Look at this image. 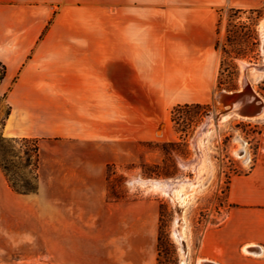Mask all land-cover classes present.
Returning <instances> with one entry per match:
<instances>
[{"label": "rangeland", "instance_id": "obj_1", "mask_svg": "<svg viewBox=\"0 0 264 264\" xmlns=\"http://www.w3.org/2000/svg\"><path fill=\"white\" fill-rule=\"evenodd\" d=\"M135 1L151 0H10L4 3V33L46 34L56 25L57 33L104 32L105 47L112 48V5ZM263 21L264 5L217 7V72L210 97L204 104L172 107L167 124L151 140L120 145L36 140L35 169L33 141L6 139L0 132V162L9 178L19 188H35L32 194L40 198L34 214L0 212V264L203 261L204 237L220 228L230 211L228 186L253 167L264 134V115L223 119L227 107L216 100L221 92L231 98L239 92L264 102V74L252 69H264ZM6 114L4 106L0 125ZM136 180H168L181 188L165 194ZM252 253L240 255L250 264H264V255Z\"/></svg>", "mask_w": 264, "mask_h": 264}, {"label": "crops", "instance_id": "obj_2", "mask_svg": "<svg viewBox=\"0 0 264 264\" xmlns=\"http://www.w3.org/2000/svg\"><path fill=\"white\" fill-rule=\"evenodd\" d=\"M6 2L0 0V110L7 109L2 137L108 145L151 140L172 107L206 103L217 72V7L264 5V0L113 3V44L106 48L104 32L57 33L54 25L46 34L4 33ZM0 179V212L34 214L39 196L14 192L1 170ZM227 202L225 222L204 237L199 255L212 264H250L242 250L264 255V134L253 167L231 180Z\"/></svg>", "mask_w": 264, "mask_h": 264}, {"label": "bare ground", "instance_id": "obj_3", "mask_svg": "<svg viewBox=\"0 0 264 264\" xmlns=\"http://www.w3.org/2000/svg\"><path fill=\"white\" fill-rule=\"evenodd\" d=\"M261 29L264 30V21L261 24ZM252 69L254 71H257V72H260V73H263L264 74V69L263 68L260 69V70H258L257 68H252ZM242 83H244V82H242ZM228 95H230V94H228ZM255 99H259V98L257 96H255V97L252 96V94H251V97L250 98H248V97L246 98L245 96H243L242 99H241V101H239L238 103H236L235 105H233V107H231V110L230 109H227L228 110L227 111V114L225 115V117L223 119H226V118L232 117V116H236V117H239L240 118L241 111H245L247 114H253V113L257 112L258 110L253 105ZM261 102L263 104V108L261 109V111H260V113L258 115V118H260L262 115H264V102H263V100ZM244 119H247V118H244ZM248 119H254L255 120V118H248ZM134 182L135 183H138V184H141V185L150 186L154 190L161 191L162 193H165V194H170V192L172 193V191H177L178 192L179 189L181 188V185H180V188L179 189L173 188V183H170V181H168V180L167 181H154V180H145L144 181V180H136ZM173 235H174V238L177 241V243H179L181 238L179 236L178 231L175 230L174 233H173ZM246 253H247V251H246ZM260 253L261 252H259V251L258 252L257 251H254V253L249 254V255H251L253 257H259L260 256ZM197 264H212V263H208V262H205V261H202L201 260Z\"/></svg>", "mask_w": 264, "mask_h": 264}, {"label": "water", "instance_id": "obj_4", "mask_svg": "<svg viewBox=\"0 0 264 264\" xmlns=\"http://www.w3.org/2000/svg\"><path fill=\"white\" fill-rule=\"evenodd\" d=\"M242 97H243L242 94L237 93L236 95H234L233 98H231V95H228V93L221 92L220 94L216 96V100L219 103H221L224 107H227V109L231 110V107H233V105L241 101ZM253 105L256 107L258 111L253 114H247L245 111H241L240 118H243V119L244 118H247V119L248 118H258V115L261 109L263 108V104L260 100L255 99ZM227 111L225 112V114H227Z\"/></svg>", "mask_w": 264, "mask_h": 264}, {"label": "trees", "instance_id": "obj_5", "mask_svg": "<svg viewBox=\"0 0 264 264\" xmlns=\"http://www.w3.org/2000/svg\"><path fill=\"white\" fill-rule=\"evenodd\" d=\"M218 47V43H216L215 45V49H217ZM10 140H17V139H10ZM22 141H29V139H21ZM33 141L34 145H33V149L31 150V152L33 153V156H34V168L36 169L37 168V165H38V152H39V148L37 146V142L36 140H31ZM0 169L2 170V172L4 173V176L6 177L7 179V182L10 186V188L16 192L17 194H20V195H29V194H32V193H35L36 189L35 188H26V187H17L14 182L9 178V175H8V169L6 168V166H4V164L2 162H0ZM163 176H166V175H163Z\"/></svg>", "mask_w": 264, "mask_h": 264}]
</instances>
